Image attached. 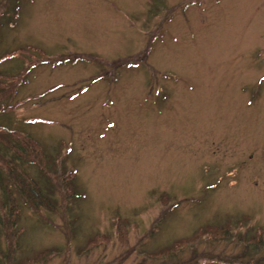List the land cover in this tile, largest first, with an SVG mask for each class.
Here are the masks:
<instances>
[{
	"label": "rangeland",
	"instance_id": "374dc122",
	"mask_svg": "<svg viewBox=\"0 0 264 264\" xmlns=\"http://www.w3.org/2000/svg\"><path fill=\"white\" fill-rule=\"evenodd\" d=\"M0 219V264H264V0H0Z\"/></svg>",
	"mask_w": 264,
	"mask_h": 264
},
{
	"label": "trees",
	"instance_id": "16d2710c",
	"mask_svg": "<svg viewBox=\"0 0 264 264\" xmlns=\"http://www.w3.org/2000/svg\"><path fill=\"white\" fill-rule=\"evenodd\" d=\"M10 135H11V137L12 138H14V139H28V138H26V137H28V136H26V137H24V135L23 136H14V135H12V133H9ZM14 136V137H13ZM30 138V137H29ZM20 140H19V142H20ZM30 140H31V138H30ZM32 141V140H31ZM28 142H26V144H27ZM19 144V143H18ZM30 145V149H33V148H35V146H34V144H33V141H32V143H28V146ZM20 146V145H19ZM21 147V146H20ZM19 153V151H17L16 152V157H18L19 156V159H20V157H21V155H19L18 154ZM9 172H10V170H9ZM18 179H19V177H17ZM21 185H23L22 184V182H17L16 184H14L13 185V183L11 182V183H9V193H7L6 192V190L3 188L2 189V196H4V198H3V201L4 202H7L8 203V206L7 207H9L10 209H12L13 207L15 208V203H14V201H13V196L15 197V194H17V195H20V196H22L23 197V199L25 200V203L26 204H28L29 203V201H31L30 199V195H28V193H29V191H27L26 189L25 190H23L22 188H21ZM16 187L17 188V190H15L14 189V191H16V192H13V187ZM31 189V188H30ZM12 192V193H11ZM42 196V195H41ZM43 197H45V195H43ZM16 198V197H15ZM31 203V202H30ZM5 206V205H4ZM2 219H0V221H1Z\"/></svg>",
	"mask_w": 264,
	"mask_h": 264
}]
</instances>
